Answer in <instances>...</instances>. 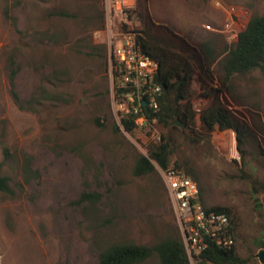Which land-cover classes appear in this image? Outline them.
Returning a JSON list of instances; mask_svg holds the SVG:
<instances>
[{"label": "rangeland", "instance_id": "obj_1", "mask_svg": "<svg viewBox=\"0 0 264 264\" xmlns=\"http://www.w3.org/2000/svg\"><path fill=\"white\" fill-rule=\"evenodd\" d=\"M214 1L137 0L128 26L165 24L194 43L211 40L220 52L212 65L218 77L230 43L204 27L224 20ZM221 1L238 9V31L252 14H264V0ZM103 25L104 0H0V161L12 190L0 191V264H95L111 242L152 245L179 234L161 168L153 161L148 174L132 171L162 133L170 166L177 162L197 182L204 207L230 210L237 254L261 264L254 257L264 248L255 243L264 234V189H253L264 184L257 146L245 142L240 150L234 131L201 129L200 112L211 99L196 77L188 93L193 125L155 120L125 130L107 47L95 34ZM220 99L264 135V64L231 77ZM84 192L99 194L98 201L78 202Z\"/></svg>", "mask_w": 264, "mask_h": 264}, {"label": "trees", "instance_id": "obj_2", "mask_svg": "<svg viewBox=\"0 0 264 264\" xmlns=\"http://www.w3.org/2000/svg\"><path fill=\"white\" fill-rule=\"evenodd\" d=\"M133 12L129 20L134 21ZM139 32L138 38L144 52L158 62L155 81L161 86L158 97L159 110L152 114L156 120L167 127L173 119L180 120L185 126L195 122V111L188 98L192 81L197 78L203 95L211 102L200 112L201 129L211 132L215 128L232 130L236 134L238 149L245 142H253L258 149V156L264 161V140L262 129L253 130L249 124L237 116L222 102L220 95L226 92L228 82L234 75H245L254 69H262L264 64V14H252L245 27L238 32L235 42L229 45L226 53L218 62L221 75L215 76L212 65L216 62L220 52L211 40L194 43L188 37L180 35L171 26L149 23L144 29L133 28ZM14 71L10 74L13 81ZM216 82L219 83L217 86ZM14 98L16 94L13 93ZM151 115V116H152ZM123 128L132 130L133 122L122 120ZM175 128L176 126H172ZM257 131L261 133L257 135ZM160 141L149 146L147 155L140 154L133 165V174L142 176L155 170L154 162L161 168L170 166V140L165 134L160 135ZM261 140V141H259ZM4 154L8 151L5 149ZM154 161V162H153ZM28 164V161H26ZM3 162L0 161V191L12 193L8 178L2 173ZM175 169H180L177 162ZM255 192L264 189V184L254 185ZM99 194L84 192L78 202L89 201L95 203ZM256 203L260 205L259 199ZM207 209L223 211L230 217V210L222 206H211ZM231 229L235 230L230 217ZM256 245H264V234L255 241ZM150 258H155L156 264H190L186 255L180 234L163 238L152 245L137 244L129 240L114 241L103 246L95 264H143ZM202 261L219 264H245L246 260L237 254L234 243L231 246H219L210 242L201 254Z\"/></svg>", "mask_w": 264, "mask_h": 264}, {"label": "built area", "instance_id": "obj_3", "mask_svg": "<svg viewBox=\"0 0 264 264\" xmlns=\"http://www.w3.org/2000/svg\"><path fill=\"white\" fill-rule=\"evenodd\" d=\"M136 3L137 0H104V25L95 34L102 36L107 47L108 74L117 117L121 124L122 120H130L133 127H141L156 120L152 114L159 110L158 97L162 89L155 81L158 62L142 49L139 32L128 26L129 14L135 10ZM214 4L225 16L222 25L204 27L223 33L232 44L239 32L235 18L238 19L240 13L235 6L221 0H215ZM160 172L190 264L202 261L201 254L210 242L219 246L233 245L230 217L223 211L204 207L197 182L181 169L169 167ZM204 264L219 263L205 261Z\"/></svg>", "mask_w": 264, "mask_h": 264}, {"label": "water", "instance_id": "obj_4", "mask_svg": "<svg viewBox=\"0 0 264 264\" xmlns=\"http://www.w3.org/2000/svg\"><path fill=\"white\" fill-rule=\"evenodd\" d=\"M174 124L181 128H184V124L178 119H173L169 122V125H174ZM263 202H264V198H263ZM254 257H256L261 264H264V248L258 249V251L254 254Z\"/></svg>", "mask_w": 264, "mask_h": 264}]
</instances>
